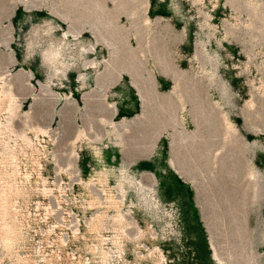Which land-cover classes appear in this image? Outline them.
<instances>
[{"label":"rangeland","instance_id":"1","mask_svg":"<svg viewBox=\"0 0 264 264\" xmlns=\"http://www.w3.org/2000/svg\"><path fill=\"white\" fill-rule=\"evenodd\" d=\"M0 264H264V0H0Z\"/></svg>","mask_w":264,"mask_h":264}]
</instances>
